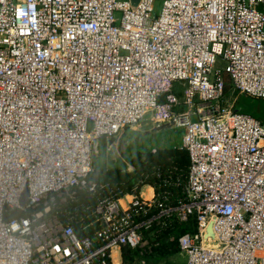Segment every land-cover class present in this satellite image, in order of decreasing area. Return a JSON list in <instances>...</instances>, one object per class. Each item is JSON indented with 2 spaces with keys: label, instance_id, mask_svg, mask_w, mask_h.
<instances>
[{
  "label": "built area",
  "instance_id": "2783aa9c",
  "mask_svg": "<svg viewBox=\"0 0 264 264\" xmlns=\"http://www.w3.org/2000/svg\"><path fill=\"white\" fill-rule=\"evenodd\" d=\"M153 1L0 0V264H121L172 219L185 264H264V124L224 103L264 99V0ZM147 113L184 129L179 198L90 176Z\"/></svg>",
  "mask_w": 264,
  "mask_h": 264
},
{
  "label": "trees",
  "instance_id": "16d2710c",
  "mask_svg": "<svg viewBox=\"0 0 264 264\" xmlns=\"http://www.w3.org/2000/svg\"><path fill=\"white\" fill-rule=\"evenodd\" d=\"M245 113L260 119L264 124V118L257 117L254 113ZM127 163L133 167L131 171L126 172L115 168L98 173L93 171L90 176L98 184H105L107 188H117L121 194L131 193L135 186L139 190L143 185H150L153 187L156 196L163 190H167L172 199L183 196L182 188L188 170V156L183 148H156L155 152L152 150L136 151ZM174 182H179V185L173 184ZM78 197L82 202L92 201V198L84 192L78 193ZM194 230L195 222L193 219L185 223H178L173 219L168 220L166 225L160 229L154 226L145 231L149 242L155 244L151 246V250L141 254L139 249L123 246L121 248V264H142L141 260L145 261V259H150L153 261L152 264H155V262L174 253H180L178 237L187 231ZM163 264L171 263L164 262Z\"/></svg>",
  "mask_w": 264,
  "mask_h": 264
},
{
  "label": "rangeland",
  "instance_id": "374dc122",
  "mask_svg": "<svg viewBox=\"0 0 264 264\" xmlns=\"http://www.w3.org/2000/svg\"><path fill=\"white\" fill-rule=\"evenodd\" d=\"M161 10V0L153 1V15H157ZM224 103L239 112L254 113L257 117L264 118V99L254 98L249 95L239 94L234 91L228 79H226V90L224 94ZM151 113L145 114L144 118L137 124L129 126L120 133L115 148L109 147L110 138L101 137L96 141V152L93 155V169L96 173L114 170L120 167L122 163L129 161L130 157L136 151H149L152 148L181 147V137L183 128L173 127L167 123L157 125L152 119ZM92 123L88 122V130ZM124 169L131 170L132 166H124ZM140 193L143 197L149 195L146 186H142ZM149 245V243H148ZM145 254V253H143ZM122 259V258H121ZM142 264H152L150 259L141 260ZM140 262V263H141ZM185 263V259L179 252L163 258L155 264Z\"/></svg>",
  "mask_w": 264,
  "mask_h": 264
},
{
  "label": "water",
  "instance_id": "95a60500",
  "mask_svg": "<svg viewBox=\"0 0 264 264\" xmlns=\"http://www.w3.org/2000/svg\"><path fill=\"white\" fill-rule=\"evenodd\" d=\"M133 1V3H136V1L137 0H132ZM120 135V134H119ZM119 135H116V136H113V137H109L110 138V140H111V142H110V144H109V147H111V148H115V146H116V144H117V139L119 138ZM129 164L126 162V163H122V165L120 166V167H117V168H119L120 170H122V171H126V169H124L123 167L125 166H128ZM130 166V165H129ZM131 167V166H130ZM131 170H132V168H131ZM131 170H127L126 172H128V171H131ZM25 197H26V190H24L23 191V193H22V196H21V202L22 203H25ZM206 234H209V235H211V236H213V233H212V231H211V228L210 227H208V229H207V231H206ZM213 244H215V242H213Z\"/></svg>",
  "mask_w": 264,
  "mask_h": 264
},
{
  "label": "crops",
  "instance_id": "0c3cea01",
  "mask_svg": "<svg viewBox=\"0 0 264 264\" xmlns=\"http://www.w3.org/2000/svg\"><path fill=\"white\" fill-rule=\"evenodd\" d=\"M144 186H146V187L148 188V190H149V195H148L147 197L152 196V195L154 194V189H153V187L150 186V185H144ZM141 187H142V186H141ZM141 187H140V189H141ZM140 189H139V191H140Z\"/></svg>",
  "mask_w": 264,
  "mask_h": 264
}]
</instances>
